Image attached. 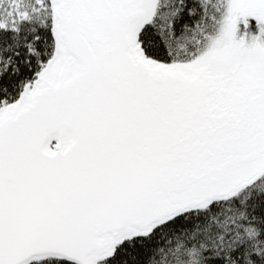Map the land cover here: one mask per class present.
<instances>
[{
	"label": "snow or ice",
	"instance_id": "6c2138e0",
	"mask_svg": "<svg viewBox=\"0 0 264 264\" xmlns=\"http://www.w3.org/2000/svg\"><path fill=\"white\" fill-rule=\"evenodd\" d=\"M0 264H264V0H0Z\"/></svg>",
	"mask_w": 264,
	"mask_h": 264
}]
</instances>
